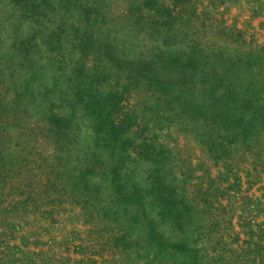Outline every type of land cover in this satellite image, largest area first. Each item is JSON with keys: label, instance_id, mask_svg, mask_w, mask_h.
<instances>
[{"label": "rangeland", "instance_id": "rangeland-1", "mask_svg": "<svg viewBox=\"0 0 264 264\" xmlns=\"http://www.w3.org/2000/svg\"><path fill=\"white\" fill-rule=\"evenodd\" d=\"M0 264H264V0H0Z\"/></svg>", "mask_w": 264, "mask_h": 264}, {"label": "trees", "instance_id": "trees-1", "mask_svg": "<svg viewBox=\"0 0 264 264\" xmlns=\"http://www.w3.org/2000/svg\"><path fill=\"white\" fill-rule=\"evenodd\" d=\"M235 86H237V85H235ZM6 87H8V86H6ZM8 129H5V131H7ZM75 167L76 168H78L80 171H82V172H84V171H86V169H87V164H84V163H82V162H77L76 163V165H75ZM123 213L125 212V213H127V209L125 208V207H122L121 209H120ZM124 230H127V229H124ZM119 236V238H121V240L123 239V235H118ZM124 242V244H126L125 242H129V241H123Z\"/></svg>", "mask_w": 264, "mask_h": 264}]
</instances>
